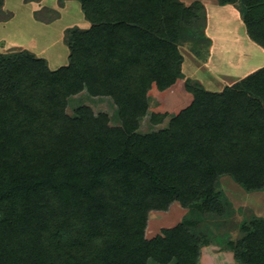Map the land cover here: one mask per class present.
<instances>
[{
	"label": "trees",
	"instance_id": "1",
	"mask_svg": "<svg viewBox=\"0 0 264 264\" xmlns=\"http://www.w3.org/2000/svg\"><path fill=\"white\" fill-rule=\"evenodd\" d=\"M76 1L88 27L70 33L66 65L0 54V264H200L206 239L185 223L148 239V216L173 202L222 214L220 176L264 189V66L217 92L187 79L188 106L142 133L150 92L181 80V38L208 41L203 6ZM217 1L264 51V0ZM83 92L109 98L120 126L87 105L68 115ZM149 116L153 128L169 113ZM242 230L222 248L237 264H264V219Z\"/></svg>",
	"mask_w": 264,
	"mask_h": 264
},
{
	"label": "rangeland",
	"instance_id": "2",
	"mask_svg": "<svg viewBox=\"0 0 264 264\" xmlns=\"http://www.w3.org/2000/svg\"><path fill=\"white\" fill-rule=\"evenodd\" d=\"M188 1L201 2L183 0ZM218 6L221 8L219 11L213 10L215 6H207L209 34L218 43L215 56L204 64L210 39L207 42L198 40L195 35L191 37L190 30L187 31L190 35L186 33V39L181 38L182 44L178 46L184 57L181 80L164 93L150 92L148 114L139 127L142 133L166 128L174 114L188 106L191 98L184 87L187 79L201 84L206 90L217 92L225 84L242 79L253 69L264 66V55L259 46L247 38L241 20L226 7ZM86 26L88 22L76 0H0V54L26 51L46 60L50 69H57L67 64L70 33L84 30ZM194 26L198 24L194 22ZM69 100L68 115H72L78 106L87 105L95 114L106 113L110 126H120L117 108L109 98H90L83 92ZM153 112H167L169 116L160 125L150 128L149 114ZM216 186L221 191L222 214L173 202L166 211L149 213L145 237L150 239L162 235L163 229L185 223L191 234L206 239L215 250H223L229 241L235 244L243 236L244 224L253 216L264 218V189L247 193L230 176L218 177ZM232 257H226V261L221 259L218 264H231ZM207 258H204L206 264L210 261Z\"/></svg>",
	"mask_w": 264,
	"mask_h": 264
},
{
	"label": "crops",
	"instance_id": "3",
	"mask_svg": "<svg viewBox=\"0 0 264 264\" xmlns=\"http://www.w3.org/2000/svg\"><path fill=\"white\" fill-rule=\"evenodd\" d=\"M179 1H181L182 3H184L186 6H188V5H190L191 3H192V1H188V2H183V0H179ZM201 2V5L203 6V14H204V18H205V22H204V27H203V35H204V37L205 38H207L208 40L210 39V40H212V43L210 42V40L208 41L209 42V47H210V49L207 51L208 52V54L206 55V57H204V59H203V61H204V64H206L207 63V61H208V58H213L214 56H215V51H216V47L218 46V43L217 42H215V40H213L212 38H211V36H210V34H209V25H210V22H209V19H208V10H207V6H209V5H211L212 6V8H213V6H215L214 8H213V10H217V11H219V9H221V8H219V6L218 5H220V6H224V7H226L231 13H233L236 17H238V19H240V16L238 15V12L235 10V8H233V6L232 5H221L217 0H200ZM193 2H195V1H193ZM209 9H210V7H209ZM241 20V19H240ZM242 22V21H241ZM243 24V23H242ZM244 25V24H243ZM244 29H245V27H244ZM245 33H246V31H245ZM248 38V37H247ZM211 43V44H210ZM260 50H261V52L263 53V55H264V51L260 48ZM183 62H184V57H183ZM183 62H182V65H183ZM264 61H262V63H263ZM253 70H255V69H253ZM238 79H240V78H238ZM228 84H225V86H227ZM224 86V87H225ZM204 87V86H203ZM223 87V88H224ZM204 88H206V87H204ZM207 89V88H206ZM164 93V92H163ZM264 219V218H263ZM231 254H233L231 251H227L226 249H223V250H215V247H214V245H211V244H209V245H207V246H204V247H202V249H201V252H200V261H199V263L200 264H202V259H203V264H206L205 263V260H204V258L205 257H209V258H207V259H209L208 261V264H218L219 263V260H221V259H224L225 261H226V257L228 258H231L232 256H230ZM231 264H236V261H235V258H234V255H233V257H232V260H231Z\"/></svg>",
	"mask_w": 264,
	"mask_h": 264
}]
</instances>
